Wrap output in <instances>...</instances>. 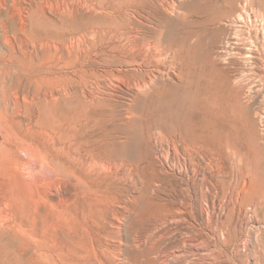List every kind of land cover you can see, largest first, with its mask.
I'll list each match as a JSON object with an SVG mask.
<instances>
[{
    "label": "bare ground",
    "instance_id": "1",
    "mask_svg": "<svg viewBox=\"0 0 264 264\" xmlns=\"http://www.w3.org/2000/svg\"><path fill=\"white\" fill-rule=\"evenodd\" d=\"M149 1L142 15L154 22L148 31L135 25L130 34L126 7L0 0V126L10 127L16 108L36 115L33 125L43 114V129L25 130L43 140L36 152L41 171L55 175L51 185L76 183L61 199L73 195L100 204L84 178L90 183L99 171L122 167L127 197L118 200L120 208L129 212L141 201L139 211L153 220L144 234L135 231L116 246V233L106 228L111 222L101 215L81 222L66 218L62 206L53 212L28 207L26 219L0 221V264H187L190 249L201 253V264L254 258L256 246L244 250L251 236L243 225L264 224V107L254 101L264 86V0H194L200 18L193 21L170 19L163 13L174 7L160 4V12ZM98 11L110 18V34L121 31L109 51L121 54L118 63L130 70L93 67ZM220 23L238 30L235 41L222 43ZM105 81L131 91L119 129L108 127L107 112L94 109ZM14 135L15 141L0 140L1 166L21 162L19 151L35 148ZM181 223L187 224L183 231L168 228Z\"/></svg>",
    "mask_w": 264,
    "mask_h": 264
},
{
    "label": "rangeland",
    "instance_id": "2",
    "mask_svg": "<svg viewBox=\"0 0 264 264\" xmlns=\"http://www.w3.org/2000/svg\"><path fill=\"white\" fill-rule=\"evenodd\" d=\"M95 1H96L95 3H97V8L98 7L104 8L106 5L105 8L109 6L113 8H125L126 7L127 10H130L129 11L130 16H132L130 17V20L132 19L131 21H133V26H131L130 28L126 27L127 29L125 30V31L128 30L127 32L130 34L136 31L135 25H137L138 27H142V29L145 28L144 30L148 31L149 30L148 25H152V23L154 22L153 19L146 20L143 17V15L145 14L144 12H146L145 10L147 9L146 7L148 6V3L150 2L149 0H136V2H133L135 0H126V1L125 0H95ZM98 1H100V3ZM105 1L109 4H107ZM128 1L129 2L131 1L130 2L131 4L128 3ZM192 1L194 0H153V2H155L156 4H159V7H160V4L163 6L170 4L169 7L176 8V10L174 8L170 9L172 10L171 11L172 14L169 12H167L168 14L165 12L164 13L162 12L164 16H168V18L173 19V20H176L180 18L181 16H188L187 17L188 20L193 21V20L199 19L200 16L199 14L197 15L196 11L193 12L195 10L193 9L195 8L193 6L195 2H192ZM165 2L166 4H164ZM123 3H125V5ZM143 3L144 4L146 3L147 5L145 4L146 5L145 6ZM171 3L172 4L174 3V4L172 5ZM183 6L185 8H183ZM177 7H179V9H177ZM143 8H145L144 12H143ZM106 10L107 9H102L100 10V12L103 11L101 13L104 14V11L106 12ZM161 11H163L162 6L160 7V12ZM184 11H188V12L186 13ZM100 12L94 18L95 29L96 30L99 29V25H100V30L95 32L94 43H95L96 54L94 56L95 65L93 67H95V69L98 71L118 70V69L124 70L125 68H126L125 70H130L131 69L130 67L121 66L118 63L119 62L118 59H122L121 54H117V53H113L109 51V46H111L112 44H114L120 39L119 34L121 33V31L116 30V31H113L116 33L110 34L109 31H111V24L105 21L106 18H109V17H105L103 16V14L101 15ZM140 14L141 15L143 14L142 17ZM107 20L108 22H110V18ZM219 27L224 32L222 33L223 35L220 36V40L222 41V43L223 42L226 43L227 39H231V41H235L237 39L236 37L238 33L237 29L235 30L234 27L228 26L223 23H220ZM101 32L106 34V36L102 34ZM96 36H99V37H96ZM222 43H220V45H223ZM0 61H1V58H0ZM115 73L121 74V72L119 73L115 72ZM23 77H24V73L22 77L20 78H23ZM254 81H255L254 82L255 87L260 86L261 83L259 79H255ZM115 90L117 91L115 92ZM96 92L100 94L98 98L100 96L101 97L99 100L100 103H97L96 105L98 106V108L94 107V109H96V111L97 109L98 111L101 109L100 111L107 112L111 116L110 117L111 122H108L109 128H112V127H113L112 129H115V128L119 129V127L121 128V125L123 126V122H125L124 120V108L126 107L125 103L127 102V99L130 97L131 91L127 89L126 87L115 89L111 87V83L109 81H105V83L103 84V89L101 88L100 90H97ZM254 96H255V100H254L255 107L256 108L264 107V86H262V89L259 92H256ZM102 98L104 100H102ZM67 105H69V103H66L65 105H63L64 109L67 107ZM15 110L17 111V114L9 115L10 127H8L5 123H3L2 126H0V140L5 138V139H8L9 141L10 139H14L15 141V135H14L15 133V134L20 135L24 140L29 141L31 145L32 144L35 145V148L33 147L34 148L33 152L27 153V154H24V152L19 151L21 162H18V161L14 163L5 162L6 164L8 163V165L6 166L5 164H2V166L0 165V168H3V170L0 169L1 170L0 171V215H1L0 221H1V225L7 224L9 221L12 224V222L19 220V219H16L18 217L19 218L22 217L26 219L28 216L26 215L27 214L26 210H28V207L30 209L32 208V206H36V208L38 209H40L41 207V209L43 210L51 209L53 212L56 206H62L66 218H69V219L73 217V218H78L79 221L81 222H84L86 220L92 219L95 216V214L101 215L105 219L107 218L111 222V225H112V226H107L106 227L107 230L116 233L115 235L116 237L112 239L113 243L111 242V244H114L116 246H119L118 245L119 241L126 242L127 240H130L134 236H137L135 235V231L137 232L139 230L142 234L145 233L148 225L150 224L149 222H152L153 220H152V217L148 218L147 216L148 214H143L142 212L139 211L138 206L142 207L141 201L138 203H134V205L131 207L132 210L129 212L120 208V205L118 203V200L120 199L126 200L125 198L127 197V195L125 194L126 183H124L123 181L124 170L122 167H118V168L111 167L110 169L106 171H99L95 175H92V181L90 183H88L87 180L84 178V182L87 183L91 191L87 193L89 195L91 194V196L93 197L99 198L101 200L100 204L92 205L90 204V199L74 197L73 195L71 197H67L66 199H61V196L66 195L65 191H71L74 193L77 186H76V183H73L71 179H65L62 185L58 187H54L51 185V182L55 178V175L47 174L46 170L41 171L40 159H39L40 157L36 151L40 150L41 146H43V140L40 138L38 134H35L33 132H38L41 129H43L45 127V123L47 122V118H45L44 115L42 114L40 122L37 123L36 125H33L31 122L35 120L36 115L28 116L22 109H19V108H16ZM109 124L111 126H109ZM130 125L132 126V128H135L139 124H130ZM27 127H30L29 129L33 132H27L25 130ZM144 183H146L145 179H143V185H145ZM18 193H20L21 196H19ZM131 194L133 195V192ZM165 194L168 197V192H166ZM134 196L136 195L134 194ZM110 210L113 211V213L115 214V216L118 217L120 222L112 219ZM10 222L8 224H10ZM245 223L247 224L243 226L246 227L247 230L249 231L248 234L251 236L250 238L251 241L250 243H247L244 241L246 243L244 245V250L247 249L248 246H249L248 247L249 249L253 248L251 246L257 247L256 248L257 251L255 249L256 251L255 255L253 254L254 258H251L250 261H248L246 264H259V262L260 264H264V236L261 235L262 231L264 230V224H260L259 226L258 224H256L255 221H248V220H246ZM117 226H120V227L122 226L121 228L123 231L118 233L116 229ZM174 226L175 227L178 226L177 228L182 229L183 231L184 228H186L185 226H187V224L181 223L178 225H168V228H171L170 230H172V229H175ZM208 235H209L208 237L212 236V234H208ZM17 238H21L20 239L21 241H23L22 239H26L20 236H18ZM28 239L29 237L25 240V242H27ZM208 242H207L208 243L207 247L210 246L209 248H211V245L213 244L214 241L209 238ZM190 250L192 251L193 249H190ZM191 251H189L190 255H188L189 256L188 263L190 262V264H201L202 262H204L202 257L199 256L201 254L199 251H196V250H193L192 252ZM205 258L208 259V257H205ZM207 261H209L210 264H215L210 259ZM181 263L185 264L184 262H180V264ZM223 264H227V263H223Z\"/></svg>",
    "mask_w": 264,
    "mask_h": 264
}]
</instances>
